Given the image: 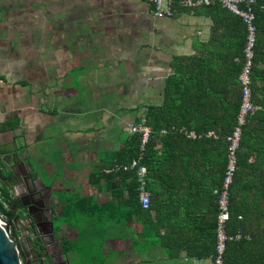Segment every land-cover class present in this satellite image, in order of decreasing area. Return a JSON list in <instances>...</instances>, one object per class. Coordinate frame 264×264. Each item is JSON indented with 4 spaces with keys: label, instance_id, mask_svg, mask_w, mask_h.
Masks as SVG:
<instances>
[{
    "label": "crops",
    "instance_id": "obj_1",
    "mask_svg": "<svg viewBox=\"0 0 264 264\" xmlns=\"http://www.w3.org/2000/svg\"><path fill=\"white\" fill-rule=\"evenodd\" d=\"M211 24L192 11L154 17L144 0H0L1 141H13L24 162L15 186L0 188L10 204L15 194L40 198L33 226L49 264H212L222 138L151 130L146 208L120 204L99 218L109 193L97 181L126 124L163 102L172 58L197 55ZM253 197L233 198L227 230L247 236L227 242L232 264L263 253Z\"/></svg>",
    "mask_w": 264,
    "mask_h": 264
},
{
    "label": "trees",
    "instance_id": "obj_2",
    "mask_svg": "<svg viewBox=\"0 0 264 264\" xmlns=\"http://www.w3.org/2000/svg\"><path fill=\"white\" fill-rule=\"evenodd\" d=\"M251 8L256 32L249 70V87L251 101L259 108L247 116L242 126L237 151V169L230 187L229 202L230 216L233 219L238 214L233 206L234 196H254L250 201L251 208L249 209L253 213L254 221L255 214H257V225L260 224V214H262V239L264 241V68L260 67L264 64V0H253ZM177 11H192L210 17L212 24L208 36L199 43L197 55L172 58V72L166 78L163 102L159 105L148 106L144 117L134 119V121L143 120L155 133L164 128L184 138L186 136L183 131L193 130L200 136L190 138L192 142L206 141V138H211L205 137L208 130H212L218 139L222 138L225 141L224 136L235 122L241 99L239 74L245 61L246 25L238 15L228 11L218 2L193 8H178ZM227 27L237 31V34H234V31L231 35L228 34ZM235 55L238 57L237 61L234 60ZM226 145L225 141V149ZM138 147V135L128 134L120 149L115 151L110 159H103V164L99 166L97 174L99 190L109 193L107 201L99 202V218L110 219L112 206L120 204L140 208L135 170L109 172L103 170L115 162H129L137 156ZM153 154L154 150L152 151L150 141H148L141 159L147 171L148 167L150 168ZM220 159L219 171L214 183V196L217 197L226 164V150ZM146 182L149 183L148 180ZM255 196H258L257 203ZM4 202H9V196L0 188L1 215L9 213L6 211ZM85 202L86 199L82 200V209L88 205ZM240 242L249 243L245 240H240ZM225 260L230 262L226 255ZM236 263L264 264V248L257 262L242 258Z\"/></svg>",
    "mask_w": 264,
    "mask_h": 264
},
{
    "label": "built area",
    "instance_id": "obj_3",
    "mask_svg": "<svg viewBox=\"0 0 264 264\" xmlns=\"http://www.w3.org/2000/svg\"><path fill=\"white\" fill-rule=\"evenodd\" d=\"M151 5V13L154 17L163 18L171 17L176 14L178 8H193L200 5H207L214 2L226 8L228 11L238 15L246 25L247 35L244 47L245 61L239 74V82L241 84V99L236 113L235 122L231 130L225 134L226 145V164L223 170L220 190L217 197V212L215 218V243L213 253L211 254L212 264H232L225 260V251L227 242L247 236L241 232L238 227L234 233H229L227 223L230 219V187L237 169V151L241 138L242 126L246 122V118L253 111L258 109V105L251 101V92L249 87V70L253 57V46L255 42L256 27L253 24V10L251 3L253 0H144ZM128 134H137L139 138V147L137 156L127 163L115 162L110 167L104 168L105 172L116 170L134 169L136 181L138 183V201L144 208L149 205V191L146 188L147 167L141 163L144 155V148L149 140L151 128L143 120L130 121L125 126ZM195 136L193 131L187 133ZM207 135L215 136L213 131H208ZM9 202H4L7 208Z\"/></svg>",
    "mask_w": 264,
    "mask_h": 264
},
{
    "label": "water",
    "instance_id": "obj_4",
    "mask_svg": "<svg viewBox=\"0 0 264 264\" xmlns=\"http://www.w3.org/2000/svg\"><path fill=\"white\" fill-rule=\"evenodd\" d=\"M5 133V130L0 128V181L5 185L14 187L16 180L20 179L19 175L23 174L19 172L18 163L24 165L21 159V153L19 147L12 143V147H8V142L1 141V136ZM11 145V144H10ZM2 166H5L11 172L10 175H6L2 171ZM13 191H15L13 189ZM16 192V191H15ZM14 192V193H15ZM20 196L27 197V194H21ZM16 194L13 196L16 199ZM29 202H23L19 207L21 210L26 209L23 214L25 218L31 215V210L28 206ZM32 205L35 209L43 207V204L39 201H33ZM14 209V208H13ZM12 217L5 214H0V264H23L21 257L25 258L24 264H37L36 258L39 257L38 251L33 245L30 232L34 231L31 223L27 222V226L21 221L18 212H14ZM29 220V218H27ZM11 225L19 232L18 237L13 236L11 233ZM40 264L41 260L38 259Z\"/></svg>",
    "mask_w": 264,
    "mask_h": 264
},
{
    "label": "flooded vegetation",
    "instance_id": "obj_5",
    "mask_svg": "<svg viewBox=\"0 0 264 264\" xmlns=\"http://www.w3.org/2000/svg\"><path fill=\"white\" fill-rule=\"evenodd\" d=\"M12 199H14V198H12ZM33 201H39L40 202V198L37 199V198H34V196H27V197L18 196L16 199H14L11 202V204L9 202V205L6 208V211L9 212V213H6L5 215H7L9 217H12L11 216V215H13L12 212L13 213L14 212L15 213L18 212V214H19V212H21L22 215H23L26 212V209L21 210L19 207L22 206V203L23 202H29L28 206H29V208L31 210V215H29V217H27V218H29V220H27V218H25L24 215H23L24 222L23 221L22 222L27 226L28 225L27 222L29 221V223H31L32 227L34 228V226H33V220H35V216H34V213H33V209H35V207L32 205ZM19 217L21 218L20 215H19ZM10 230H11V233L13 234V236L18 237L19 232H17L14 229L13 225H11ZM30 234H31L30 235L31 236V239L33 241V245H34L35 249L39 253V257L36 258L37 264H40V262L38 261V259L41 260L42 264H49L48 254H47V250L45 248V244H44V240H43V235H41L39 232H37V230L35 228H34V231L30 232ZM21 259H22L23 264H24L25 263V258L24 257L23 258L21 257Z\"/></svg>",
    "mask_w": 264,
    "mask_h": 264
},
{
    "label": "rangeland",
    "instance_id": "obj_6",
    "mask_svg": "<svg viewBox=\"0 0 264 264\" xmlns=\"http://www.w3.org/2000/svg\"><path fill=\"white\" fill-rule=\"evenodd\" d=\"M20 216H21V219L23 220V222H24V217H23V215H22V213H20ZM56 223H58V221L56 220L55 221Z\"/></svg>",
    "mask_w": 264,
    "mask_h": 264
}]
</instances>
